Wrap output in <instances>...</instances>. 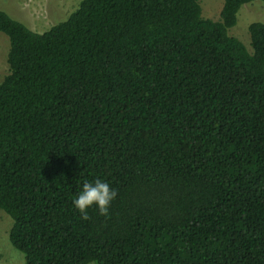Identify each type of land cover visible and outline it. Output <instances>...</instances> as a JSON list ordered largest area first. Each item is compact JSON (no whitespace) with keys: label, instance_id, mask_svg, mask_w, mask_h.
Here are the masks:
<instances>
[{"label":"trees","instance_id":"obj_1","mask_svg":"<svg viewBox=\"0 0 264 264\" xmlns=\"http://www.w3.org/2000/svg\"><path fill=\"white\" fill-rule=\"evenodd\" d=\"M199 0L0 9V208L25 264H264V21ZM264 1V0H262Z\"/></svg>","mask_w":264,"mask_h":264},{"label":"rangeland","instance_id":"obj_2","mask_svg":"<svg viewBox=\"0 0 264 264\" xmlns=\"http://www.w3.org/2000/svg\"><path fill=\"white\" fill-rule=\"evenodd\" d=\"M81 0H0V9L23 21L31 29L42 32L52 25L66 19ZM205 17L220 19L224 0H199ZM264 21V1L256 0L242 5L238 21L230 29V34L241 39L251 50L248 26L252 21ZM9 37L0 32V82L9 70L7 53ZM13 220L0 208V264H25L24 255L16 249L9 239ZM91 264V263H90ZM93 264V263H92Z\"/></svg>","mask_w":264,"mask_h":264}]
</instances>
